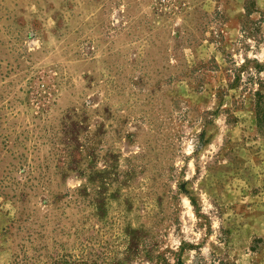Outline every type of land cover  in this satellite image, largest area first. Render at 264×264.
I'll return each instance as SVG.
<instances>
[{
    "label": "rangeland",
    "instance_id": "374dc122",
    "mask_svg": "<svg viewBox=\"0 0 264 264\" xmlns=\"http://www.w3.org/2000/svg\"><path fill=\"white\" fill-rule=\"evenodd\" d=\"M0 264H264V0H0Z\"/></svg>",
    "mask_w": 264,
    "mask_h": 264
}]
</instances>
